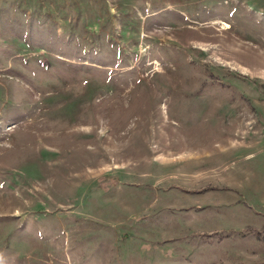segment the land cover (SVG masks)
<instances>
[{"label": "rangeland", "instance_id": "374dc122", "mask_svg": "<svg viewBox=\"0 0 264 264\" xmlns=\"http://www.w3.org/2000/svg\"><path fill=\"white\" fill-rule=\"evenodd\" d=\"M0 264H264V0H0Z\"/></svg>", "mask_w": 264, "mask_h": 264}]
</instances>
